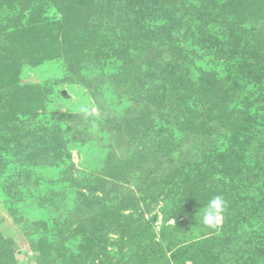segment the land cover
Returning a JSON list of instances; mask_svg holds the SVG:
<instances>
[{
	"label": "rangeland",
	"instance_id": "rangeland-1",
	"mask_svg": "<svg viewBox=\"0 0 264 264\" xmlns=\"http://www.w3.org/2000/svg\"><path fill=\"white\" fill-rule=\"evenodd\" d=\"M184 1L211 21L204 30L209 39L197 53L205 56L202 60L173 59L165 49L162 66H143L136 79L118 74L124 65L115 61L109 71L86 63L81 79L91 82V91L69 80V62L61 53L40 66H23L21 85L51 90L44 111L70 118L63 129L74 180L65 184L59 175L45 172L44 188L23 192L15 216L3 204L0 189V234L12 243L16 264H162L149 236L160 246V233L172 240L168 246L199 236V227L205 226L203 207L213 196L227 199L229 208L243 200L264 208V182L257 172L241 174L225 190L220 186L235 177L234 156L242 148L235 143L231 121L238 112L253 111L261 88L258 74L235 77L224 106L219 97L199 94L196 81L200 69L222 70L218 59L210 57L227 47L230 30L241 33L245 43L259 40L264 52V0ZM171 64L177 79L168 80ZM259 111L253 133L258 131L245 150L247 159L264 169V116ZM131 113L140 118L138 124L127 121ZM131 127L136 129L132 136L126 132ZM254 230L247 229L243 238L255 237ZM251 237L242 248H229L232 255H216L208 247V264L237 263L238 253L244 258L253 250L262 253L264 237Z\"/></svg>",
	"mask_w": 264,
	"mask_h": 264
},
{
	"label": "trees",
	"instance_id": "trees-1",
	"mask_svg": "<svg viewBox=\"0 0 264 264\" xmlns=\"http://www.w3.org/2000/svg\"><path fill=\"white\" fill-rule=\"evenodd\" d=\"M51 12L57 16H50ZM209 22L201 8L184 0H0V189L9 214L15 216V206L22 201L23 192L44 188L45 172L59 175L58 179L65 184L74 180L63 129L70 118L44 111L51 90L38 85H21L19 77L23 66H40L48 62L52 54L61 53L65 63L69 62V80L84 83L91 91V82L81 79L86 63L109 71L111 62L115 61L124 65L118 74L129 73L136 79L143 66H162L165 49L173 59L175 55L183 56L187 62L193 56L204 59L205 56L199 57L197 53L209 39L204 34ZM201 35L206 37L202 39ZM228 38L227 47L217 48L210 57L213 54L218 59L222 70H199L196 80L199 94L219 97V103L224 106L223 98L230 96L232 90L230 83L251 71L258 74L261 88L253 111L238 112L237 118L231 121L233 138L242 150L233 157L235 177L220 185L223 190L243 173L256 175L257 172L264 182V169L257 168L253 159H247L245 150L258 131L253 133L257 109L264 116V52L258 49L259 40L252 38L251 44L245 43L243 35L233 30ZM205 51L208 47L202 50L204 54ZM171 67L173 64L166 71L168 80L177 79ZM150 72L154 75L152 70ZM176 82L170 84L171 88ZM122 87L126 92L124 83ZM92 95L97 97L93 89ZM100 106L98 104L99 109ZM134 116L135 113H131L127 120L133 125L140 119ZM131 128L126 131L130 136L134 134L132 130L136 131ZM246 202L243 200L232 208L227 206L221 226H200V235L193 239H180L168 246L172 240L160 233L162 245L166 246L154 244L156 238L152 235L148 242L159 251L162 264H208L205 256L208 247L216 255H232L231 251L247 245L251 237L243 238L247 229H255L256 238L264 237V208L255 206L253 200ZM255 237H251L252 241ZM233 256H236L235 251ZM236 259L238 262L231 261V264H264V251L258 254L253 250L245 258L238 253ZM0 264H16L12 243L1 234Z\"/></svg>",
	"mask_w": 264,
	"mask_h": 264
},
{
	"label": "clouds",
	"instance_id": "clouds-1",
	"mask_svg": "<svg viewBox=\"0 0 264 264\" xmlns=\"http://www.w3.org/2000/svg\"><path fill=\"white\" fill-rule=\"evenodd\" d=\"M227 207L226 200L221 195L210 198L203 207L202 223L214 228L222 218Z\"/></svg>",
	"mask_w": 264,
	"mask_h": 264
}]
</instances>
